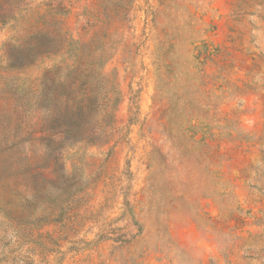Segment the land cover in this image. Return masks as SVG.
Instances as JSON below:
<instances>
[{
	"label": "rangeland",
	"instance_id": "obj_1",
	"mask_svg": "<svg viewBox=\"0 0 264 264\" xmlns=\"http://www.w3.org/2000/svg\"><path fill=\"white\" fill-rule=\"evenodd\" d=\"M0 264H264V0H0Z\"/></svg>",
	"mask_w": 264,
	"mask_h": 264
}]
</instances>
